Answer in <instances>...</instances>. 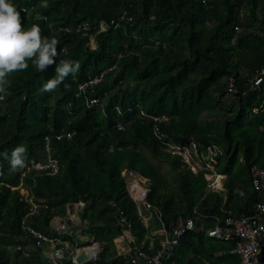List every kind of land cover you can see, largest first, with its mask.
Wrapping results in <instances>:
<instances>
[{
  "label": "trees",
  "instance_id": "obj_1",
  "mask_svg": "<svg viewBox=\"0 0 264 264\" xmlns=\"http://www.w3.org/2000/svg\"><path fill=\"white\" fill-rule=\"evenodd\" d=\"M11 2L23 27L37 24L42 35L59 41L57 64L74 60L81 68L65 81L70 88L62 84L41 94L55 65L40 73L29 62L0 93V153L27 148L23 170L10 171L0 157V264L39 262L40 248L23 228L24 217L49 236L69 237L52 222L57 216L68 221L72 213L75 235L80 230L100 245L91 264H147L141 258L126 262L115 243L124 215L144 251L152 255L161 247L159 236L152 246L147 238L129 189L130 171L147 178L157 225L162 220L171 228L194 208L200 211L166 264H214L217 258L210 259L223 248H215L208 228L230 215H250L258 199L250 169L264 166V83L253 87L250 78L264 66V0H46L47 8L44 0ZM102 22L109 25L105 31ZM109 67L114 69L99 83L80 90L82 81ZM232 76L237 91L227 104L221 98ZM155 127L179 145L196 141L205 152L220 147L215 168L227 175L224 193L208 190L203 173L158 140ZM80 199L85 204L71 210Z\"/></svg>",
  "mask_w": 264,
  "mask_h": 264
},
{
  "label": "built area",
  "instance_id": "obj_2",
  "mask_svg": "<svg viewBox=\"0 0 264 264\" xmlns=\"http://www.w3.org/2000/svg\"><path fill=\"white\" fill-rule=\"evenodd\" d=\"M125 19V15L119 17L118 20H113L111 23L114 27H117L122 20ZM87 26H84L86 28ZM109 25L104 22L100 24L102 31L107 30ZM93 41V40H92ZM114 69L109 67L107 70H103L99 76L89 80L83 81L80 84V90L85 91L88 86L97 84L105 77L108 70ZM250 82L255 86H260L264 83V66L257 69V71L251 76ZM237 88L235 87V78L232 76L228 80L227 91L221 100L225 103H229V94L235 93ZM97 99H91V104L95 103ZM158 119V118H157ZM119 127L122 126L119 124ZM156 128V127H155ZM158 140H166L168 149L174 154H180L184 157L186 163L192 168L193 171L199 170L205 171L208 176V187L210 189L219 190L218 184L225 180V175L216 172L212 166L215 162L218 152L221 151L218 146H209L207 152L201 150L198 142L191 141L183 145H179L172 140H168L167 134L163 133L158 127L154 129ZM49 163L56 167V162L52 158ZM48 163V164H49ZM47 165V164H46ZM130 175L136 174L130 171ZM252 184L255 191L258 193V199L253 205V213L244 216H228L223 222L216 223L213 227L208 228L207 234L210 237H215L223 241H235V246L231 248L233 253H237L240 258L239 264H264V166L253 165L250 169ZM138 175V174H137ZM143 180L135 179L134 183L129 184L131 195L139 207V211L142 214V208L148 209V215H143V219L147 221L152 218V205L147 200L148 188L144 185ZM137 185L141 187V191H137ZM33 204L32 211H35L38 204L35 200H31ZM85 204L84 200L80 199L78 202L69 204L71 210H78ZM197 213V210L194 209ZM123 214V212H121ZM74 214L69 217L73 221L78 219L73 218ZM65 219L55 217L52 222V227L62 231L64 234L69 233V237L61 236H49L44 232H41L26 223V217L23 219V228H27L31 234L37 239V245H39V262L37 264H91L99 257L100 247L94 239H86L84 235L79 232L71 230V225ZM161 219V213H160ZM119 224L123 226L122 237L129 240V248L123 253V257L126 262L137 263L141 258L147 264H166L172 259L173 251L179 244L181 237L195 228V216H190L186 219L179 218L174 221L171 228L161 220V228L156 232V236L161 238V247L155 254H148L143 249V244L137 241V238L133 235L131 228L132 224L127 220V217L121 215ZM76 236L79 240H86L89 242L86 245L76 242ZM18 250L22 251L26 257H31V251L26 249L23 245H18ZM85 252L92 255V262H82L79 260L80 255ZM42 255L47 257V260L42 258Z\"/></svg>",
  "mask_w": 264,
  "mask_h": 264
},
{
  "label": "clouds",
  "instance_id": "obj_3",
  "mask_svg": "<svg viewBox=\"0 0 264 264\" xmlns=\"http://www.w3.org/2000/svg\"><path fill=\"white\" fill-rule=\"evenodd\" d=\"M41 7H48L46 0L41 3ZM48 28L52 30L54 25L49 23ZM58 44L55 37L42 35V29L37 24L23 27L20 11L11 0H0V93L5 92L9 76L26 71L29 62L40 73L55 65V75L42 84L39 89L41 94L55 92L62 84L65 89L70 88L65 81L69 76L75 79L81 65L78 61L67 59L57 64ZM26 151V146L22 144L16 146L10 155L0 153V157L8 160L9 170L15 172L27 167Z\"/></svg>",
  "mask_w": 264,
  "mask_h": 264
},
{
  "label": "crops",
  "instance_id": "obj_4",
  "mask_svg": "<svg viewBox=\"0 0 264 264\" xmlns=\"http://www.w3.org/2000/svg\"><path fill=\"white\" fill-rule=\"evenodd\" d=\"M220 148V147H219ZM220 150L221 151H219L218 152V155L219 154H221L222 153V149L220 148ZM218 155H217V157H218ZM217 157H216V160H215V162H213L212 163V166H213V168H214V170L216 171V172H218L217 170H216V168H215V165H216V163H217ZM198 172H201V173H203V175H204V178H205V180H206V187H207V189L208 190H211V191H215V192H219V193H221V194H223L224 193V191H225V182L227 181L226 179H227V175L225 174V173H222V174H224L225 175V180L222 182V185H221V182H219V184H218V188L219 187H221V188H219V190H215V189H210L209 187H208V176L206 175V173H205V171H203V170H199ZM250 176H251V174H250ZM251 185L253 186V184H252V179H251ZM254 188V187H253ZM255 190V189H254ZM258 194V193H257ZM259 197V196H258ZM194 209H196L197 210V213H195L194 212V210H193V213H192V215L191 216H196V215H198V214H200V211H198V209L197 208H194ZM139 213H140V211H139ZM253 213V212H252ZM251 213V214H252ZM140 215H141V220H142V222H143V224L145 225V227L147 228V229H149V233H150V238L152 239V241H151V243H150V245L152 246L153 245V237L154 236H156V232H157V230L159 229V228H161V221H160V227L158 228V226H157V223L156 222H154V219H148L147 221H145L144 219H143V215H148V214H146L145 213V211H143L142 210V214L140 213ZM235 216H237V215H235ZM159 220H161L160 219V216H159ZM218 222H221L219 219L217 220V222L216 223H218ZM211 228V227H210ZM154 229V230H153ZM134 235V234H133ZM148 235V234H147ZM135 236V235H134ZM119 237H121L120 238V241L119 242H116V245H117V248H118V253L119 254H122L123 255V253L129 248V240H127V239H125L124 237H122V235H120ZM119 237H117V239L119 238ZM136 237V236H135ZM89 239H92V238H89ZM215 239H216V241H215ZM212 242H214V245H215V248H218L219 246H222V248L223 249H220V251H215L214 252V254H213V259H210V261L211 260H215L216 258V261H215V263L214 264H218V263H220V264H239V262H240V258H239V255L237 254V253H233L232 251H231V248L233 247V246H235V241H223V240H221V239H218V238H215V237H212V240H211ZM98 246L100 247V245L98 244ZM215 248H213V249H215ZM124 251V252H123ZM205 261V260H204ZM93 263V262H92Z\"/></svg>",
  "mask_w": 264,
  "mask_h": 264
},
{
  "label": "rangeland",
  "instance_id": "obj_5",
  "mask_svg": "<svg viewBox=\"0 0 264 264\" xmlns=\"http://www.w3.org/2000/svg\"><path fill=\"white\" fill-rule=\"evenodd\" d=\"M97 43H96V41H92V46L94 47H96L97 45H96ZM123 173H126V170H124L123 171ZM135 179H137V180H143V181H147V178L146 177H143V176H141V175H137V174H133V175H129V184H131V183H134L135 182ZM137 191H141V189L139 190V187H138V185H137ZM77 217V216H76ZM158 226V228L160 227L159 225H157ZM154 230V229H153ZM88 237H89V235H87ZM148 237L147 238H149L150 239V241H152V239L150 238V233L147 235ZM120 238L121 237H119L118 239L116 238L115 239V243L116 242H119L120 241ZM86 239H89V238H86ZM42 258L44 259V260H47V257H45L44 255H42Z\"/></svg>",
  "mask_w": 264,
  "mask_h": 264
},
{
  "label": "water",
  "instance_id": "obj_6",
  "mask_svg": "<svg viewBox=\"0 0 264 264\" xmlns=\"http://www.w3.org/2000/svg\"><path fill=\"white\" fill-rule=\"evenodd\" d=\"M79 260L82 261V262H86V261L92 262L93 261L92 255L89 254V253H85V252H83L80 255Z\"/></svg>",
  "mask_w": 264,
  "mask_h": 264
},
{
  "label": "bare ground",
  "instance_id": "obj_7",
  "mask_svg": "<svg viewBox=\"0 0 264 264\" xmlns=\"http://www.w3.org/2000/svg\"><path fill=\"white\" fill-rule=\"evenodd\" d=\"M138 187H139V190L141 189V187L138 185Z\"/></svg>",
  "mask_w": 264,
  "mask_h": 264
}]
</instances>
